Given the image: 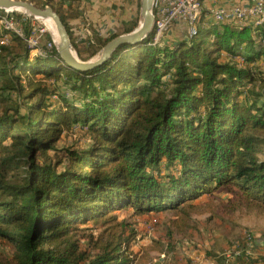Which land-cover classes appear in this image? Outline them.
I'll return each mask as SVG.
<instances>
[{
	"label": "trees",
	"instance_id": "obj_1",
	"mask_svg": "<svg viewBox=\"0 0 264 264\" xmlns=\"http://www.w3.org/2000/svg\"><path fill=\"white\" fill-rule=\"evenodd\" d=\"M31 1L54 8L82 60L139 23L141 0L130 24L80 47L72 13L56 0ZM12 15L30 34L32 17ZM8 33L12 43L0 45V246L10 253L0 264H136L139 232L115 213L124 208L176 211L174 223L185 227L192 213L215 212L200 197L225 191L230 211L264 212V25L213 22L164 46L151 43L153 30L87 71L66 67L56 46L32 57L25 39ZM77 125L91 142L61 146ZM89 222L97 232L81 228ZM237 241L245 246V237ZM223 255L217 264H264L263 255Z\"/></svg>",
	"mask_w": 264,
	"mask_h": 264
},
{
	"label": "rangeland",
	"instance_id": "obj_2",
	"mask_svg": "<svg viewBox=\"0 0 264 264\" xmlns=\"http://www.w3.org/2000/svg\"><path fill=\"white\" fill-rule=\"evenodd\" d=\"M9 13L29 17V14L22 10H10ZM32 20L37 21L36 23L45 29L40 46L46 45L48 48L56 46L59 39L57 31H52L46 20L35 17H32ZM261 68L264 70V66ZM90 139L86 129L77 125L73 130L65 132L59 144L86 147L91 142ZM230 196L231 193L216 191L200 197L201 204L208 200L213 201L215 212L192 213L188 226L185 227L174 223L179 216L176 211L153 212L138 216L132 209L124 208L115 213L120 219L126 218L132 222L139 232L133 247L137 253L136 264H217V258L224 257L223 254L229 252L232 242L242 239L247 233L253 236L255 245L253 255L264 256V212L258 213L256 210L246 208L232 212L227 205V197ZM88 226L91 229L86 233L98 231L99 226L93 222L81 225V228ZM9 253V250L0 246L2 257L0 260L7 259L6 255ZM231 261L227 259L225 264L233 263Z\"/></svg>",
	"mask_w": 264,
	"mask_h": 264
},
{
	"label": "built area",
	"instance_id": "obj_3",
	"mask_svg": "<svg viewBox=\"0 0 264 264\" xmlns=\"http://www.w3.org/2000/svg\"><path fill=\"white\" fill-rule=\"evenodd\" d=\"M242 1L243 3H235L230 7L205 8L204 0H155L154 34L151 43L161 46L166 45L164 44V37L175 28L182 29L187 40L193 39L198 34L205 12L213 19L214 23L229 22L239 27L264 25V0ZM2 10L6 12L0 14V28L24 38L29 48H31V55L33 57L45 55L44 45L42 47L40 46L45 29L41 25L33 22L31 33L26 35L21 21L16 19L12 13H9V10ZM8 32L0 36V45L12 43V36ZM234 59L240 64L244 62V58L242 57L236 56ZM244 237L245 246L240 247V242L236 241L229 252H226L227 257H231L233 253L236 256L254 254L252 235L247 233ZM162 255L164 257V254ZM244 258L246 259L245 256Z\"/></svg>",
	"mask_w": 264,
	"mask_h": 264
},
{
	"label": "crops",
	"instance_id": "obj_4",
	"mask_svg": "<svg viewBox=\"0 0 264 264\" xmlns=\"http://www.w3.org/2000/svg\"><path fill=\"white\" fill-rule=\"evenodd\" d=\"M56 2L63 7L65 13L73 14L69 16L68 22L75 30V40L80 47L89 46V42L95 36H106L130 24L137 16L138 10L137 0H56ZM235 3H243V1L204 0L205 8L230 7ZM138 18L140 22L141 10ZM213 22V19L205 12L200 25L204 26ZM185 38L183 30L175 28L166 34L164 44H174ZM226 56L224 54L222 59H228ZM260 64L262 66L261 62Z\"/></svg>",
	"mask_w": 264,
	"mask_h": 264
},
{
	"label": "water",
	"instance_id": "obj_5",
	"mask_svg": "<svg viewBox=\"0 0 264 264\" xmlns=\"http://www.w3.org/2000/svg\"><path fill=\"white\" fill-rule=\"evenodd\" d=\"M154 3L155 0H141V21L139 26L131 32L113 38L88 60L79 58L76 49L71 43L65 24L52 6L39 7L30 0H0V9L23 10L36 19H51L59 36L56 47L63 64L73 70L87 71L105 63L120 46L126 44L139 46L143 43L154 28Z\"/></svg>",
	"mask_w": 264,
	"mask_h": 264
},
{
	"label": "bare ground",
	"instance_id": "obj_6",
	"mask_svg": "<svg viewBox=\"0 0 264 264\" xmlns=\"http://www.w3.org/2000/svg\"><path fill=\"white\" fill-rule=\"evenodd\" d=\"M10 10H16V9H9ZM23 11V10H22ZM46 24L48 25V27L52 30V31H57L54 22L51 19H45Z\"/></svg>",
	"mask_w": 264,
	"mask_h": 264
}]
</instances>
